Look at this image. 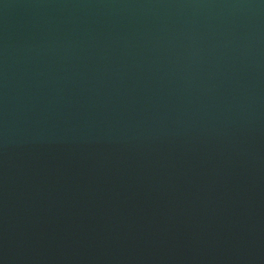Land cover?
<instances>
[{
  "label": "water",
  "instance_id": "water-1",
  "mask_svg": "<svg viewBox=\"0 0 264 264\" xmlns=\"http://www.w3.org/2000/svg\"><path fill=\"white\" fill-rule=\"evenodd\" d=\"M0 264H264V0H0Z\"/></svg>",
  "mask_w": 264,
  "mask_h": 264
}]
</instances>
